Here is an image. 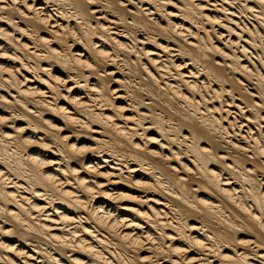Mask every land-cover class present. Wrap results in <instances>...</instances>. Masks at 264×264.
<instances>
[{
    "label": "bare ground",
    "instance_id": "6f19581e",
    "mask_svg": "<svg viewBox=\"0 0 264 264\" xmlns=\"http://www.w3.org/2000/svg\"><path fill=\"white\" fill-rule=\"evenodd\" d=\"M0 264H264V0H0Z\"/></svg>",
    "mask_w": 264,
    "mask_h": 264
}]
</instances>
